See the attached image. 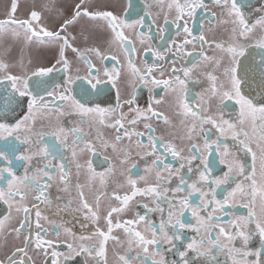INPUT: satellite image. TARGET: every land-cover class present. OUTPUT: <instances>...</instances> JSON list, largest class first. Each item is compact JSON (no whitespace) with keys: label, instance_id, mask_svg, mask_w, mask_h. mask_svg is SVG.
Here are the masks:
<instances>
[{"label":"snow or ice","instance_id":"1","mask_svg":"<svg viewBox=\"0 0 264 264\" xmlns=\"http://www.w3.org/2000/svg\"><path fill=\"white\" fill-rule=\"evenodd\" d=\"M155 2L163 6V0H155ZM210 3L219 7L220 15L227 18L220 23L232 25L234 41L232 44L215 43L206 38L203 31L199 35H194L189 20L196 19L198 14L201 16V27L205 16L210 24L216 22V13L209 9ZM19 8L20 0H11L5 18L0 19V39L9 35L13 40L23 39L22 67L23 53L27 48L33 49L30 55L37 60L43 56L45 50H55V56L51 66H37L32 71L14 74L10 70L12 65L2 58L10 49L0 53V84L5 85L3 94H0V140L4 141L0 144V162H3L0 163V182L3 183V186H0V202L7 206L6 214L0 216V247H7L9 239L20 242L13 247L9 255L0 260V264H34L32 257L28 255L30 246L37 255L42 253L44 264H48L49 260L51 264H65V261L75 256H85V264L88 259L93 264H107L106 244L110 240L121 245L127 244L125 254L118 256L121 264H219L214 253L226 255L231 264H264V149L261 150L259 213L254 211L258 192L255 169L248 172L236 155V152L246 150L247 153H252L255 160V153L247 139L249 133L240 127L245 122L250 121L260 141H264V6L259 9L261 13L259 18L250 23L249 17L245 14L244 0H169L162 24H157L156 20L146 19L152 16L153 8V4L148 0H145L141 6L143 14L138 10L134 0H128L124 8L127 15H117L110 10L93 11L86 6V0H78L66 6H57V0H39V2L32 0L25 5L26 16L22 19L16 18L15 15ZM45 13L55 14L57 26L53 29L42 23ZM159 15L160 13L157 12V19ZM170 15L171 19H169ZM98 21L106 22L103 27L107 36L93 26L94 22ZM77 25H79V34L72 35L68 29ZM154 28L155 35H153ZM257 29L261 33L255 45L260 49L259 59L245 63L249 47L247 40L252 38L254 30ZM172 30L175 36L179 37L183 34L184 38L177 42L168 35ZM126 31L134 33L141 44L146 41L149 44L144 48V52H150L154 59L151 64L145 61L144 72H139L132 65V57L136 49L132 47L133 41ZM156 39L159 41V47L152 43ZM242 40L244 43L240 42ZM197 43L200 44V49L196 55L202 61L212 63L217 69L220 68L222 60L206 55L205 45L210 47L214 45L216 49L226 54L228 62L222 73L225 80L218 86V77L212 72L199 73L197 71L200 66L199 61L191 63L190 67H173L168 78H163L164 66L159 61L163 60L167 63L166 57L173 49L178 54L177 59L182 56L187 60L195 52ZM105 44L109 49L116 48L123 51L129 66L133 68V75L138 77L140 84L150 93L153 87L160 86L169 93L178 91L182 93L176 103L184 120L190 121L183 129L186 137L171 133L156 135L157 129L152 123H144L143 132L134 127L141 119L154 118L157 123L162 121L167 130L171 125L168 116L155 108V105L164 103V98L150 96L147 107L133 108L135 88L140 86L134 84L133 98L122 101L117 88L119 72L115 65L111 72L105 68L101 76L90 59L95 57L103 62L110 58L119 63L116 55L109 57L104 54ZM188 45L193 46V52L185 51ZM69 52L76 60H82L87 66L86 77L72 74ZM28 63H33V59L30 58ZM156 72L161 74L160 79L155 77ZM54 73H63L61 82H56ZM199 75H206L211 83L203 94H196L195 98H199L201 103L193 107L187 99L188 86L190 82L196 86L194 78ZM83 80L87 81L89 87L78 83ZM108 85L116 89V102L114 106L102 107L104 101L97 102L95 98L104 96ZM253 85H255L254 89ZM225 86L227 90H223ZM245 87L252 89L253 92L258 90L260 100L253 99L251 92L245 94L243 92ZM217 98L219 101L216 105L217 111L209 114V105ZM225 101H234L235 105L239 106L236 121L225 118L224 110L232 107ZM25 102L27 110L23 116L16 119L17 109L23 110ZM64 105L81 117L96 116L100 124L105 123L106 116L112 117L111 123L107 126L116 131L114 141L111 143L105 141L99 133L96 138L105 150L111 149L116 154V164L121 166V170L117 177L119 181L116 185L117 190L112 191L109 197L115 202V206H110L103 214L106 230L96 227L88 237L95 242L85 246L83 243L78 244V238L72 230L64 227L65 234L71 236L72 242L65 240L64 246L67 251L60 252L57 251L56 241L45 238L48 229L41 225L40 220L47 217H42L40 203L46 202L49 205L53 203L48 198V189L53 182L65 185L63 191H67L69 172L63 163L57 164L49 160L56 145L45 144L44 137L46 135L55 137L61 147L71 151L74 161L77 156V146L83 142V137L90 135L91 132L86 133L82 128L73 127L70 129L73 138L69 142L68 129L60 127L48 132H37L32 122L35 119L34 110L38 108L55 109L60 116L68 114L61 110ZM125 105L128 106L129 113L133 114L131 119L123 111ZM202 112L204 114H201ZM10 114L11 119L15 120L14 124L6 122ZM83 122L81 119V123ZM227 130H231L236 152L231 151L226 143L221 145L220 138ZM209 133L216 138H210ZM167 135H173V139H167ZM241 135L246 139H240ZM124 140L129 143L121 147ZM177 141H184L186 147H180ZM133 143H135V158L132 156ZM214 147L219 157V164L226 168L222 175H215L213 171L217 161L211 158L210 154ZM221 147L223 151H220ZM85 150L95 154V145L90 142L85 143L84 148L79 151ZM185 152L188 154L185 155ZM169 156L178 164L169 163ZM37 159L43 164L42 167L39 163H34ZM61 159H63L62 155ZM139 163L144 164L142 175L137 174ZM109 164L106 173H96L89 162L86 168V185L90 187L95 183L97 176L102 186L107 187L111 184V178L117 176V172L116 165H112L111 162ZM123 165L128 167L124 169ZM21 167L24 169L23 175H19L17 171ZM75 167L79 172L84 165L76 163ZM57 170L58 176L54 174ZM193 176L195 179L192 178ZM173 181H178L174 188L171 187ZM232 184H235V187H232ZM74 187L77 189L79 210L83 212L85 221H90L93 225L97 224L101 218L100 198L97 197L94 208L85 198L81 190L83 186L76 184ZM221 187H224L227 195L223 199H217V189ZM119 190H123L122 194ZM29 191L35 192L32 199L38 202L31 206L27 204ZM194 195H198V204H194L191 200ZM141 198L150 199L155 207L137 204V207L144 209L143 214L135 211L134 218L122 219V214L132 210L133 205ZM164 202L168 204L167 209L162 206ZM237 203L248 210L247 215L236 216L227 221L228 227L212 224L217 211L223 214L225 206L231 204L235 207ZM70 205L71 201H68L64 207L69 208ZM186 211H191L198 226L185 222L183 217ZM150 213L160 215L159 225L150 219ZM202 213L207 215L204 216ZM13 221L17 226H12ZM140 225L145 226L143 231L138 230ZM34 227L39 231L34 232ZM59 227L62 225H56V228ZM193 228L196 236L185 243V230ZM114 229L122 230L126 234V241L114 235ZM213 230H216L215 237L211 235ZM205 232L209 234L203 235ZM56 236H60L59 231H56ZM84 239L83 236L79 237L81 241ZM254 239L258 240L259 246L253 248L250 246V241ZM237 241L240 242L239 247L236 246ZM131 251H135L136 255L129 256L128 253ZM167 254L177 258L169 261L166 258ZM224 264H227V261Z\"/></svg>","mask_w":264,"mask_h":264},{"label":"flooded vegetation","instance_id":"2","mask_svg":"<svg viewBox=\"0 0 264 264\" xmlns=\"http://www.w3.org/2000/svg\"><path fill=\"white\" fill-rule=\"evenodd\" d=\"M11 0H0V19H4L6 16L7 6L10 5ZM32 0H20V8L16 12V18L22 19L26 16V9L25 5L31 3ZM39 2V0H37ZM78 2V0H57V6L61 5H68L69 3L74 4ZM134 2L138 6V10H140L141 14H143V9L141 6L144 4L145 0H134ZM149 3L153 4L152 16L150 18L146 19H152L156 20L157 24H162L164 22V12L167 11V4L169 0H163V6H159L156 4L155 0H148ZM245 3V14L249 17V21L254 22L256 19L259 18V15L261 14L259 12V9L264 6V0H244ZM128 0H86V6L89 7L93 11H105L110 10L113 11L117 15H127L124 12V8L127 6ZM210 11H213L216 13V22L215 23H209L207 17L205 16L203 18V27H201V16L198 14L196 19L189 20V24L193 29L194 35H199L201 31L204 32L206 38L209 40H213L215 43H224L225 45L232 44L233 37L231 24H222L220 23L221 20L227 19L226 17H222L220 15V8L216 5L209 4ZM159 12V19L156 18V13ZM135 18V17H133ZM172 16H169V19H171ZM49 29H53L57 26V21L55 19V14H49L45 13V19L42 21ZM106 24L105 21H98L94 22V25L98 31L102 32L107 36V33L104 30V25ZM211 29V31H209ZM68 31L72 35H78L79 34V25L70 27ZM145 31H147V27H145ZM126 34L129 35L130 40L133 41L132 47L136 49V52L133 54L132 57V65L135 69L139 70V72H144L145 69V61H147L148 64L153 63V57L150 52L145 53L144 48L148 47L149 44L146 41L144 44H141L136 38L134 33H129L126 31ZM156 34V29H153V35ZM172 38H174L177 42L182 40L184 38L183 34L181 36L177 37L175 36L174 30L170 31L168 33ZM261 33L260 31L254 30V33L252 35V38L247 40V44L249 45L248 50L246 52L247 60L245 63H249L253 59L258 60L259 59V52L260 49H258L256 45V41L259 39ZM191 39V37H188ZM241 43H244V41H240ZM157 47H159V41L158 39L154 40L152 42ZM23 45V39L20 40H13L11 36H6L3 39H0V53H3L5 49H10L2 58L5 60V62L12 65L10 70L14 74H21L24 71H32L37 66H51V63L54 62L53 57L55 56V50H45L43 56L40 59H35L31 57V52L33 49L27 48L24 50L23 53V67L21 66V47ZM83 46V45H81ZM104 54L111 57V55H116L119 63H116L115 61H112L110 58L100 62L95 57H90L92 60V63L96 66V69L99 70V73L101 76L104 73L105 68L111 72L113 70V66L115 65L116 69L119 72V76L117 78V88L119 89L120 93V99L122 101H126L128 99L133 98V86L134 84H138L140 86L135 88V103L132 105L133 108L140 107L145 108L147 107V104L149 102V97L153 96L156 98L163 97L164 103L160 105H155V108L157 111L163 112L164 115L168 116L171 125L167 127V130L165 129V125L163 122L157 123L156 120L153 118L152 120H143L141 119L136 127L138 131H144L143 125L144 123H152L153 127L157 129L156 135L161 134H167L171 133L175 136H185L186 133L183 131L186 124L190 123V121H185L183 115L180 114V109L177 106V98L182 95L181 92L176 93H169L163 90V87H153L152 92L150 93L146 87H144L142 84H140L138 77L133 75V68L129 66L128 60L125 58L123 51L112 48L109 49L107 45H103ZM200 44L197 43L195 45V52H193V46L188 45L185 48L186 52H193L192 56H189L187 60H185L182 56L177 59V53L176 50L173 49L166 57L167 63L165 61L161 60L159 63L164 66V73L163 78H168L170 70L175 68H181V67H190L191 63H196L199 61V68L197 71L199 73H208L212 72L213 75H216L218 77L217 84L223 82L225 80L223 76V68L227 66V57L224 52H222L220 49H216L213 46L205 45V53L206 55L210 57H216L222 60L220 68H215V66L210 62H204L202 59H200L196 53L199 52ZM69 59L72 61V74L73 75H79L81 77L87 76V66L84 64L82 60H76L74 55L69 52ZM33 59V63L29 64V59ZM243 59V58H242ZM79 69V71H77ZM95 71V69H94ZM155 77L157 79L161 78V74L159 72L154 73ZM175 75V74H173ZM182 75V74H181ZM251 75V74H250ZM53 76L56 78V82H61L63 79V73H54ZM194 82L196 86H193V82L189 83V92L187 93V99L188 102L194 107L197 104H200L201 101L199 98H195L197 93L203 94L206 89L210 87V81L207 80L206 75H199L198 77L194 78ZM78 83H83L86 87H89L87 85V81H78ZM5 85L0 84V94H3ZM255 88V85H253V89ZM223 90H227V86ZM243 92L245 94L252 93V98L255 100H260V96L258 94V90L255 92L252 91V89H249L248 87H245L243 89ZM76 93H79V89H76ZM77 98L79 96L77 95ZM97 102L100 100L104 101V104H102V107H107L109 105L114 106L116 102V89H112L111 85H108L106 87L105 95L99 98H95ZM205 99H207V96H205ZM218 98L213 99L211 101V104L209 105V114L216 113V105L218 103ZM226 104L231 105L232 107L230 109L224 110L225 112V118L230 119L232 121H236L239 106L235 105L234 101H225ZM27 110L26 108V102L24 105L23 110L17 109L16 119H19L21 116H23L24 112ZM62 111L68 113L66 115L60 116L57 114L55 109H44V108H38L34 110L35 119L32 122L34 125V128L37 132L39 131H51L55 130L57 128L63 127L69 130L68 140L71 142L72 140V133L70 131L71 128H82L84 132H91L90 135H85L83 137V142L80 143L77 146V156L75 160L73 161L71 156V151L69 149H65L61 147L58 143V141L55 139V137L46 135L44 137V143L48 145H56V149L53 151L52 155L49 156V160L53 161L54 163H63L66 167V169L69 172V184L67 185V191H63L65 188V185L59 184L57 182H53L51 187L48 189V198L52 200V204L49 205L46 202L40 203V208L42 211V217H47V219L41 218L40 223L45 228L48 229L47 235L45 236L46 239H51L56 241L58 247L57 251L65 252L67 251L66 247L64 246V241L67 240V242L71 243L72 238L71 236H68L64 232V227H67L72 230V232L76 235L77 243H83L85 246H90L95 241L92 239H89L88 237L91 236V234L94 232L96 227H100L101 229L106 230L105 223L103 220V214L106 213L107 209L110 206H115V202L110 200L109 197L111 195L112 191L117 190V183L119 182L117 177L119 174V171L121 170V166L117 165V156L115 153L111 151V149L105 150L101 144L100 141L96 138L97 134L105 140L111 143L114 141V138L116 136V131L114 128H110L107 125L111 123L112 117L106 116L105 123L100 124L99 120L94 115H85L81 117L80 115H77L74 113L72 109H69L67 105H64L61 108ZM123 111L128 114V118H132V113H129L128 106L125 105L123 108ZM201 114H204L203 112ZM81 119H83V123H81ZM8 123H15L14 119H11V114L9 115V119L6 121ZM241 128L245 132L249 133V137L247 138L250 141V147L252 148L253 153H255V160H253L252 153H247L246 150L238 151L236 152V146L235 141L232 137L231 130H227L225 132V135L220 138L221 145L228 144L231 151L236 152L237 157L241 162L244 163L246 169L248 172H251L253 168L255 169L256 179H257V196L255 199V207L254 211L259 213L260 210V198H259V188L261 186L260 181V175H261V156H262V149H264V141H260L258 133L253 131V127L250 121L245 122V124L240 125ZM173 135H167V139L171 140L173 139ZM217 135H219L217 133ZM210 138L215 139L216 136H213L211 133H209ZM240 139H246L243 135L239 137ZM61 139H63V136H61ZM136 138H134L135 140ZM93 143L95 145V154L93 152H89L87 150L85 151H79V149L84 148L85 143ZM180 147H186V144L184 141H177ZM4 141L0 140V144H3ZM129 142L127 140H124L121 144V147L124 145H127ZM202 143V140H201ZM132 148V156L135 158V143L131 145ZM21 151H23V148H21ZM220 151H223V148H220ZM185 155L188 153L185 152ZM61 155L63 156V159H61ZM211 158H215L217 163L214 168V174L215 175H222L223 170H226L224 165L219 164V157L217 154V151L215 147L213 148L212 153L210 154ZM107 158V160L105 159ZM91 162L93 169L96 171V173L101 172H107V169L109 168L111 162L112 165H116V172L117 176H113L112 183L109 184L107 187L102 186L99 183V177L97 176V179L95 183H93L90 187L86 185L87 181V174H86V168L87 164ZM150 162V161H149ZM168 162L172 163L174 165L178 164L177 161H173L171 156L168 157ZM3 163V162H0ZM34 163H39V166H43L42 163L39 162L37 159L34 161ZM76 163H79L81 165H84L79 172H77V169L75 167ZM128 165H123L122 168L126 169ZM144 169V164L139 163V172L137 174L142 175ZM19 175H23L24 169L21 167L18 170ZM55 175H59V171L57 170ZM191 175V174H189ZM195 179V176L192 177ZM178 181H173L171 184V187H176V184ZM80 184L82 185V191L84 192V196L87 199V201L93 205L95 208L96 199L97 197L100 198V215L101 218L98 220L97 224L93 225L90 221H85L83 212L80 209V203L77 195V189L74 187V185ZM0 186H3V183L0 182ZM232 187H235V184H232ZM230 190V189H229ZM121 191V194L123 190ZM35 195V192L29 191L28 193V200L27 204L31 206L34 203H38L37 201L33 200L32 197ZM227 195V191L224 189V187L217 189V199H223V197ZM17 199H19L17 197ZM192 202L194 204L199 203L198 195H194L191 198ZM68 201H71V205L69 208H65L64 205ZM137 204H148L149 207H155V205L151 202L150 199L141 198L139 199L136 204L133 205L132 210L127 212L126 214H122V219H132L134 218V212L140 211L141 214H143L144 209L142 207H137ZM165 209H167L168 204L167 202H164L162 205ZM211 210V209H209ZM247 209L240 206L239 203L236 204L235 207H233L231 204L225 206L223 209V214L220 211H217L215 213V218L212 221V224H220L221 226L228 227L227 221L235 218L236 216L241 215H247ZM7 212V206L4 205L2 202H0V216L5 215ZM15 215V213H13ZM202 215L206 216L207 213H202ZM34 216V213H33ZM166 216V213H165ZM150 219H152L157 225H159L160 222V215L158 213H150L149 214ZM185 222H190L194 226H198L196 220L192 217L191 211H186L185 215L183 217ZM54 222V223H52ZM56 225H62V227L56 228ZM83 225V227H82ZM12 226L15 227L16 222H12ZM144 225H140L139 229L140 231H143ZM33 231H39V229H36L34 227ZM56 231L60 232V236H56ZM114 235L120 237L121 240L126 241L127 237L126 234L123 233L122 230H116L114 229L113 232ZM209 233L205 232L203 235L207 236ZM185 235V243L190 242L195 236V230L193 229H186L184 232ZM211 235L213 237L216 236V230H213L211 232ZM85 237L83 241L79 240V237ZM198 238V237H197ZM19 241H14L12 239H9L7 247H0V260L4 259L5 256L9 255L15 245H19ZM236 246H240V242H235ZM251 247H258L259 242L258 240L254 239L253 241H250ZM167 247V246H164ZM127 248V244H117L114 241H108L106 244V258H107V264H121V262L118 259L119 255L125 254V249ZM28 255L32 257L34 264H44V258L42 253L40 255H37L33 248L30 246ZM129 256L136 255L135 251H131L128 253ZM194 255V254H193ZM217 261L219 264H224L225 261H227V264H231V261L228 259L226 255L223 254H215ZM167 260L171 261L173 259H176L177 257L167 254L166 256ZM152 259H159V257H152ZM86 257L85 256H75L71 260L65 261V264H85ZM48 264H51V261H48ZM87 264H93V262L88 259Z\"/></svg>","mask_w":264,"mask_h":264}]
</instances>
